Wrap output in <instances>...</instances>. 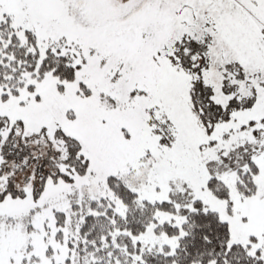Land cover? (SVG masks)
Instances as JSON below:
<instances>
[{
	"label": "snow or ice",
	"instance_id": "snow-or-ice-1",
	"mask_svg": "<svg viewBox=\"0 0 264 264\" xmlns=\"http://www.w3.org/2000/svg\"><path fill=\"white\" fill-rule=\"evenodd\" d=\"M0 264H264V0H0Z\"/></svg>",
	"mask_w": 264,
	"mask_h": 264
}]
</instances>
